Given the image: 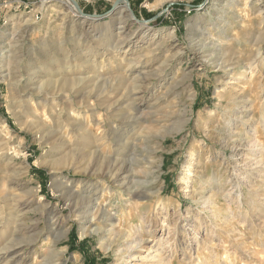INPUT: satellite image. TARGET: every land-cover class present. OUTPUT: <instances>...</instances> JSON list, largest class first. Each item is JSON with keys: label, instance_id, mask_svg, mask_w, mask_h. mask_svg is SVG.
I'll use <instances>...</instances> for the list:
<instances>
[{"label": "rangeland", "instance_id": "rangeland-1", "mask_svg": "<svg viewBox=\"0 0 264 264\" xmlns=\"http://www.w3.org/2000/svg\"><path fill=\"white\" fill-rule=\"evenodd\" d=\"M66 3L79 6L82 17ZM126 4L135 21L129 19L120 39L140 26L150 35L135 34L119 56L117 16ZM130 58L141 62L133 73L125 70ZM102 66L103 77L123 86L128 100L111 114L99 106L92 135L103 136L98 144L106 155L121 151L139 179L134 187L147 189L133 196L132 206L119 205L122 196L106 179L59 160L65 151L57 137L77 135L68 126L71 101L79 112L88 108L78 101L89 88L75 92L74 78ZM144 69L157 71L135 100L132 77ZM41 82L63 108L58 127L42 117L61 132L49 144L36 139L30 118L17 115L31 95L41 113ZM133 109L142 117L136 123L126 118ZM110 123L129 135L130 146L117 141L119 132L112 138ZM1 130L12 137L11 154L15 148L23 154L0 165V196L24 201L37 191L26 209L38 219L22 226V250L7 264H33L36 251L41 260L53 248L56 264H264V0H0ZM63 183L107 187L102 201L113 209V223L105 233H82L63 205L69 190ZM6 211L0 247L14 231ZM51 218L58 220L52 232L65 231L63 237L46 232L39 243L26 242ZM134 238L145 240L131 248Z\"/></svg>", "mask_w": 264, "mask_h": 264}, {"label": "bare ground", "instance_id": "bare-ground-1", "mask_svg": "<svg viewBox=\"0 0 264 264\" xmlns=\"http://www.w3.org/2000/svg\"><path fill=\"white\" fill-rule=\"evenodd\" d=\"M62 1L64 2V0H62ZM67 7L70 10V12L73 14V16H75L77 18L82 17V13L77 6H74L72 4H70V5L67 4ZM118 14H119L118 15L119 17L117 16V18H118V24L119 25L116 27V29L118 30L117 36H119L118 38H119V40H121L120 38H121L122 34L124 32H126V30L128 29V24L130 23L129 19L131 21H135V18H134V15L132 13V10L130 9V6L127 4L121 8V10L118 12ZM109 23L112 26L113 21H110ZM142 28L143 27L140 26L134 32L128 31L129 33H127L125 37L123 36L124 38L122 37V40L120 41L119 47L117 48V52H118L119 56H121L122 48H124L126 46L132 47V45L134 43L133 37L135 34H138L139 32L143 33L142 34L143 38H147V36L150 35V33H149L150 29L144 30ZM202 34H204V32ZM156 48H158V45L156 46ZM122 55L123 56L120 57V59L118 60L120 64L123 62V60L125 58V55L124 54H122ZM85 62H87V61H85ZM140 63L141 62L139 60H135V59L130 58V60L127 63V67L125 68V70L127 71V73H129V72L133 73V71L136 72V69L139 67ZM90 65H92V64H90ZM217 66L220 67L221 64L218 63ZM102 69H103V66L100 68L99 72L97 74H94L93 76L89 75V76H84V77L82 76V77L74 78V79H76V80H74L75 86H79L75 92H79V91L82 92L84 89L89 88V90L84 95L82 94V96H80L81 100L78 101V102H80V104L83 103L84 105L88 106V108H86L85 111L83 110V111L79 112L78 109L74 107L75 102L70 100L71 106H69L70 108L68 110V115H69V117H71L72 120L70 122H68L69 123L68 126H70L71 128H74V131H75V133H77V135L76 134L75 135L74 134L68 135L66 133V134H60L57 137V140L61 141L60 142L61 147L65 151V153H63V156L59 160L68 161V167H71L72 169L80 170L83 172H88V173H91V175L95 174L97 177L106 179L108 181V184L110 187L118 188V193L122 196L121 197V203L119 205L122 204L121 206H124V203H126L124 207L132 206L133 205V200H132L133 196H136L137 193H139V192H142L145 194V191H147V189L145 188V186H142V185L140 186V188L134 187L135 183L138 182L139 179L137 178L132 167L126 165V161H125L126 159L119 157L121 151H120V153L118 152V154L116 153L117 152L116 151L115 153L117 155H113V153L106 155L105 151H103L102 147H100L98 144V141L100 139H102L103 136H96L95 137L92 135L93 134L92 132L94 130V128H93L94 123L92 124V121L94 120L95 117H98L97 118L98 120H100V117H101V115L99 114V111H98L100 109L99 106H104L105 110L111 114L112 112L120 111V109L123 108L124 103L127 102V100H128V96H127L126 92L122 91L123 86H120V85L114 86L115 85L114 83H110V80L103 77V74L101 73ZM145 69L142 71H138L136 74H133L134 76L132 77L133 78L132 83L134 84V86H133V88H130V89H133L132 95L135 97V100L138 97H139V99L141 98V93H142V91L145 90L144 88H145L146 84L148 83L150 77L153 74H155V72L157 71V69H154V70H145ZM126 79H127V77H126ZM124 80H125V78H124ZM127 80H125V83L126 82L130 83ZM126 86H127V84H126ZM73 90H75V89H73ZM54 93H56V92H52V90L47 89V87L45 86V82H41L40 85L38 86V89L36 90V94L44 96L43 100L38 101L36 103V105H37L36 107H37V109H40L41 113H39V110H34V108H33V106L35 105L33 95H31V97L29 99H27V100L25 99L26 101L23 100L24 101V107H22V109L17 112V115L19 113L20 116L27 118V120H28V118H30L32 132L34 133L36 139L41 144H46V143L49 144V140L52 137H55L58 133H61L60 129H58V128H57V130L54 129L53 125L48 120H45V119L43 120V118H42L44 115V116L48 117L50 120L56 121L55 124L58 127L57 121H59L60 117L62 116L63 108L62 107H61L62 109L58 108V106L54 102H51V100L49 99V96L51 94H54ZM70 96H71V94H70ZM71 98L74 99V97H71ZM132 103H130V104H132ZM133 104H137V103H133ZM125 106H128V105H125ZM134 110L135 109H133V111L130 112L127 115V117L125 116L126 114L124 116L126 118L131 119L133 121V123H136L139 120H141L142 117L140 114H138L139 113L138 111H136V110L134 111ZM87 113H88V115H87ZM84 115L86 118V124H83L81 122V118ZM22 117H20V118H22ZM69 117H68V119H69ZM91 117H92V121H91ZM107 124H108V122H107ZM59 128H60V126H59ZM108 128H109L108 130L112 134V138L116 136L117 132H119L120 138L117 139V141H119L120 143H123V145L126 144V146L129 145V143L131 145V142H129V135L127 133L121 132V130H119L118 127L113 125L112 123L109 124ZM2 131L3 130L0 131V165L3 163L4 159L13 160L16 155H19L22 153L21 149L15 148L14 154H11L10 150L12 147L10 144V140L12 137L8 138L7 135L5 133H3ZM81 131L85 132V135ZM144 136H146V135H144ZM50 143H52V142H50ZM120 143H119V145H120ZM119 147H121V146H119ZM133 148H135V147H133ZM63 149H62V151H63ZM122 151H124V150H122ZM104 160H105V162L107 160H110V163L107 166H101V168L98 170L96 165L99 164V162H101V161L103 162ZM2 178H4V177L0 175V179H2ZM141 182L145 183V184L147 183V181H145V180L141 181ZM66 185L69 187L68 188L69 190L67 193L68 195L63 198V205H65L64 207H68L70 209V216L73 217L74 220H76L77 222L80 223V228L82 230V233L83 234L96 233L99 235L105 233L107 230L106 228H107L108 224L113 223V221H112L113 220V209L107 208V204H104L103 203L104 201H102V199H103L102 197L105 194L104 192L107 190V187H102V189L101 188L99 189V188H97V184H95V185L91 184L90 186L84 187L82 190L81 189L79 190V189H75L74 188L75 186H73V185L65 183L64 186L66 187ZM108 189H109V187H108ZM32 192L33 191H31V193ZM36 194H37V191H35V193L33 194V195H35V197L33 196V199L29 198V199H26L24 201L20 200V198H18L17 194H11L12 198H8V194L0 196V227L2 225H4L3 219L5 218V213H4L5 209L8 210V211H6V214L8 212V214L13 216L12 219L14 218V231L12 232L11 238L9 240L10 242L7 241L6 243H4L0 247V264H7V263H14L15 262L16 259H15L14 253H16V251L21 249L20 246L23 245V243H22L23 241L18 242L17 234L25 230L22 227L23 225H27L28 222L31 223L32 220L38 219V217H35V215L34 216L30 215L31 213L29 212V210L26 209L30 204H32V201H34V199H36V197H37ZM123 194L127 196V197L125 196L126 197L125 200H123V197H124ZM36 209L34 210V212H35L34 214H36ZM140 220H141L140 225L142 227L141 229L144 230L143 223L145 222L144 221L145 218L142 219L140 217ZM57 222H58V220L56 221L55 218L49 219L48 223H47L48 228L47 229H41L37 233L33 234L34 237L26 240V242L29 241V243H31V244L32 243H34V244L39 243V241H40V239L44 233H46V232L53 233L55 231V226H56V224H58ZM148 230L149 229H147L146 231L144 230V232L149 233ZM141 232H143V231H141ZM64 234H65V231H64V233H56V234L53 233V236L56 237V239H59V238L63 237ZM144 240L145 239H142V238L141 239L134 238L132 241H130V243H134V244H131V248H134L135 246L141 245ZM46 246H49V245L47 244ZM13 248H14V250H13V254H12V253H10V251ZM37 253H38V251H36L35 260H34L33 264H56L55 261H57L59 259L58 250L54 249V248L48 254L44 253L42 255L43 257L41 260H38ZM57 264H62V263L59 262Z\"/></svg>", "mask_w": 264, "mask_h": 264}, {"label": "water", "instance_id": "water-1", "mask_svg": "<svg viewBox=\"0 0 264 264\" xmlns=\"http://www.w3.org/2000/svg\"><path fill=\"white\" fill-rule=\"evenodd\" d=\"M78 8H79V6H78ZM113 10H110L108 13H110V12H112ZM108 13H106V14H104V15H100V17H102V16H105V15H107Z\"/></svg>", "mask_w": 264, "mask_h": 264}]
</instances>
